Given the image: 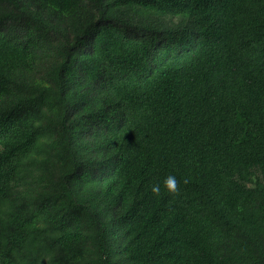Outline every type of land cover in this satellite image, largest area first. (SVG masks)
<instances>
[{
  "label": "trees",
  "instance_id": "trees-1",
  "mask_svg": "<svg viewBox=\"0 0 264 264\" xmlns=\"http://www.w3.org/2000/svg\"><path fill=\"white\" fill-rule=\"evenodd\" d=\"M0 264H264V0H0Z\"/></svg>",
  "mask_w": 264,
  "mask_h": 264
},
{
  "label": "clouds",
  "instance_id": "clouds-1",
  "mask_svg": "<svg viewBox=\"0 0 264 264\" xmlns=\"http://www.w3.org/2000/svg\"><path fill=\"white\" fill-rule=\"evenodd\" d=\"M163 184H164L165 189L168 192L174 193L177 190L178 181H177V178L174 175H169V176H167L165 178ZM160 190H161V188H160L159 184L154 185L153 188H152V191L155 192V193H159Z\"/></svg>",
  "mask_w": 264,
  "mask_h": 264
}]
</instances>
